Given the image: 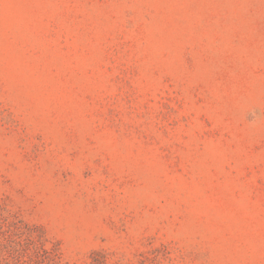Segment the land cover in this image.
Segmentation results:
<instances>
[{"label": "rangeland", "instance_id": "1", "mask_svg": "<svg viewBox=\"0 0 264 264\" xmlns=\"http://www.w3.org/2000/svg\"><path fill=\"white\" fill-rule=\"evenodd\" d=\"M0 264H264V0H0Z\"/></svg>", "mask_w": 264, "mask_h": 264}]
</instances>
